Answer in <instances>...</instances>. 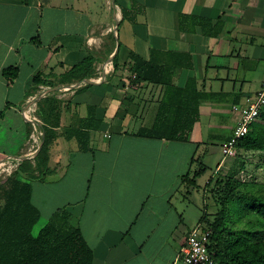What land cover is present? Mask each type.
<instances>
[{"label":"crops","instance_id":"0c3cea01","mask_svg":"<svg viewBox=\"0 0 264 264\" xmlns=\"http://www.w3.org/2000/svg\"><path fill=\"white\" fill-rule=\"evenodd\" d=\"M114 2L0 0V164L15 171L35 158L37 103L55 95L61 118L50 171L31 181L40 220L67 210L93 264H180L188 233L202 222L179 207L192 193L183 176L210 145H224L238 120L232 105L264 84V0ZM131 52L161 66L162 81L205 94L187 139L138 134L154 125L164 86L137 81ZM89 58L94 77L62 82ZM37 75L57 86L33 90ZM255 125L264 126V107ZM76 132L89 133V149Z\"/></svg>","mask_w":264,"mask_h":264},{"label":"trees","instance_id":"16d2710c","mask_svg":"<svg viewBox=\"0 0 264 264\" xmlns=\"http://www.w3.org/2000/svg\"><path fill=\"white\" fill-rule=\"evenodd\" d=\"M130 62L137 81L164 86L154 125L138 134L187 139L199 119V108L205 94L196 86L192 89L190 84L177 87L162 81L163 68L135 52H131ZM15 73L7 74L9 80L15 77ZM95 75L92 58H89L76 65L62 82L66 84ZM40 85L57 86L37 75L33 90L36 91ZM60 106L61 101L53 94H47L38 101L36 115L43 130L41 150L34 159L19 162L15 171L0 182V264H93V250L67 210L55 212L37 234L33 232L41 214L32 202L31 181L44 179L50 171V145L58 135ZM76 136L80 149H89V133L76 132ZM237 147L264 153V126L253 124L250 131L239 139ZM238 155L233 157L234 160ZM207 169L202 158L192 159L191 167L182 179L186 196L198 186V178ZM236 173V167L229 172L226 192L222 195L226 207L230 206L222 208L213 221L208 216L202 217L201 223L210 230L209 251L213 254L214 264H264V184L254 180L239 181ZM238 202L242 207L239 223L231 222L229 210Z\"/></svg>","mask_w":264,"mask_h":264},{"label":"rangeland","instance_id":"374dc122","mask_svg":"<svg viewBox=\"0 0 264 264\" xmlns=\"http://www.w3.org/2000/svg\"><path fill=\"white\" fill-rule=\"evenodd\" d=\"M258 154V152H254V154L246 152L244 149L241 151L239 150V155L236 159L234 160V158H232L230 159L232 161L229 160V163H233L232 166H229L230 168H228V170L224 168L218 172L216 171V165L223 157L222 147L220 144L216 147L210 145V147H208V156L206 160H204L208 169L205 174L198 178L199 185L186 197L185 202L183 204H181V202L178 203L179 207L181 205L185 207L186 215L192 217L199 215L201 218L205 215L208 216L210 221H213L222 208L226 207L227 203H224L222 195L226 192L227 186L225 183L227 182V176L231 169L236 167L237 173L235 175L236 179L239 181L254 180L262 185L264 184V156ZM11 166L13 167L12 164H0L1 180H4L13 173L14 167L12 168ZM234 186L238 188L237 183H235ZM205 187H207V190ZM228 206L230 205L228 204ZM231 208L228 214L229 221L239 223L238 217L242 213L240 203L238 202ZM46 223L47 222L39 220L34 227V234H37Z\"/></svg>","mask_w":264,"mask_h":264},{"label":"built area","instance_id":"2783aa9c","mask_svg":"<svg viewBox=\"0 0 264 264\" xmlns=\"http://www.w3.org/2000/svg\"><path fill=\"white\" fill-rule=\"evenodd\" d=\"M264 107V84L254 95L246 97L243 103L232 105V112L238 116L231 137L224 143L222 152L225 159L239 153L237 142L244 137L257 122ZM210 230L198 223L187 235L182 248L180 264H214L213 254L209 251Z\"/></svg>","mask_w":264,"mask_h":264},{"label":"water","instance_id":"95a60500","mask_svg":"<svg viewBox=\"0 0 264 264\" xmlns=\"http://www.w3.org/2000/svg\"><path fill=\"white\" fill-rule=\"evenodd\" d=\"M113 5L115 6V2H114V0H113ZM118 28H119V25H118V22H117V27H116V30H115L116 34H117V30H118ZM118 49H119V41H117L116 52H118ZM85 81H86V82H91L89 79H85ZM52 89H53V88H52ZM52 89H50V90H52ZM44 94H45V92H42V93L39 95V98L42 97ZM32 103H33V102H32ZM32 103H31V104H32ZM31 104H30V105H31ZM42 144H43V141L41 142V144H40V146H39V148H38V150H37V152H36V155H37V153L41 150ZM26 159H27V158H26Z\"/></svg>","mask_w":264,"mask_h":264},{"label":"bare ground","instance_id":"6f19581e","mask_svg":"<svg viewBox=\"0 0 264 264\" xmlns=\"http://www.w3.org/2000/svg\"><path fill=\"white\" fill-rule=\"evenodd\" d=\"M36 122H37V121H36ZM34 138H35V140L38 139V138H40V132H39V131L36 130V131L34 132Z\"/></svg>","mask_w":264,"mask_h":264}]
</instances>
